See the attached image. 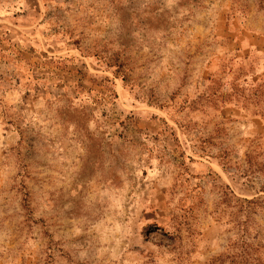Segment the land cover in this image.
Wrapping results in <instances>:
<instances>
[{"label":"rangeland","instance_id":"rangeland-1","mask_svg":"<svg viewBox=\"0 0 264 264\" xmlns=\"http://www.w3.org/2000/svg\"><path fill=\"white\" fill-rule=\"evenodd\" d=\"M0 264H264V0H0Z\"/></svg>","mask_w":264,"mask_h":264}]
</instances>
